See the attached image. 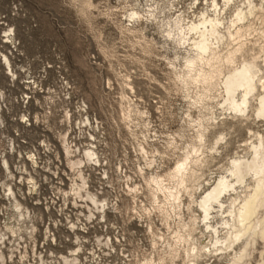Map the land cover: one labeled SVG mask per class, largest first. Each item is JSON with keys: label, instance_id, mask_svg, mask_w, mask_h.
Instances as JSON below:
<instances>
[{"label": "bare ground", "instance_id": "obj_1", "mask_svg": "<svg viewBox=\"0 0 264 264\" xmlns=\"http://www.w3.org/2000/svg\"><path fill=\"white\" fill-rule=\"evenodd\" d=\"M89 1H86L85 5L90 7ZM137 2L141 4V0H137ZM183 2V0H143L142 3L146 8H144L145 10L130 6L123 14L127 23L126 26L130 27L127 29L133 33V31L137 32L141 25H159L162 29L160 33H164L166 41L168 40L172 44L174 51L177 50L174 53L176 56L173 57L179 58L181 62L174 64V62L170 61L169 65L173 69H177L174 71V75L182 85L181 87L186 92L192 90L194 93V96L191 97V105L195 104V107H197L198 105L196 106V104H202L201 102L206 100L205 98L217 94L220 99L217 97L219 100L218 106L222 111L228 112L227 116L230 119L247 120L253 114L257 118L259 116H261V119L262 117L264 118V46H259V52H262L261 56H249L248 52L252 51L253 48L248 46L249 42L247 41L249 31L252 30L253 20L258 21L261 26L264 25V0H190L188 7H185L186 5L183 6ZM125 32L127 33V31ZM263 33L264 31L260 32L261 37H264ZM258 58H260L259 61L257 60ZM4 60L8 65V60L6 58ZM173 82L171 83L174 84ZM126 85L132 90L129 84L126 83ZM120 99L122 102L120 113L123 115L122 119L127 120L129 119V114L136 111L134 109L135 104L132 103L133 100L131 98L124 94L121 95ZM208 110L210 111V108ZM209 111L208 113H210ZM64 112H66L64 120L69 126L71 117L68 113L71 114V110L68 109ZM186 116L190 117L189 114ZM203 117L201 116L200 119ZM205 117L207 118L206 115ZM190 118L192 119V117ZM200 119L192 121L194 123L193 136L189 137L190 141L180 148V152L175 154L174 159L172 158L173 163L171 166L161 170L158 166L159 164H155V158H148L144 163V168H138V177L151 198L152 210L159 212L165 226L164 228H166L165 231H167V235H157L152 228L154 227V223L151 222L152 217H149L151 211L144 207L141 208L146 213L144 219L146 220L147 232H149L151 237V246L155 247L156 240H161L166 249L163 256L157 257L156 255L154 256L156 258L152 255L145 256L142 264H166L165 257L168 258L167 264H175V260H179L180 264H201L204 260L208 264L212 259L213 261L224 259L225 264H249L250 259H253L254 255L258 258L259 264H264V132L258 134L254 141H249L250 143H247L248 146L245 144L247 147H244L246 150L241 157H238L239 155L236 157L228 155L230 157L226 159V163L216 169L215 176L206 174L207 177H205L202 170L204 167L207 168V165L220 155L219 144L224 139V136L220 132H214L211 135V139H208L209 133L216 125L213 122L216 119L211 118L210 120L208 117L205 125L202 124L203 121L201 122ZM209 120L212 122L209 123ZM82 123L84 125L88 124L89 127L91 126L90 119L86 114ZM222 123L224 121H220V124ZM76 125L80 127L79 124ZM79 127L76 129L78 135H81L84 130H88L80 131L81 127ZM69 129L70 127H64L61 131H65H59V140L62 147L61 151H63L65 156V165L70 172L71 186L66 192L71 193V198H73L70 200V205L87 210L85 212L77 211V213L88 220L95 219L96 221L99 218L100 221L98 223L103 222L104 227H106L110 224L106 222V214L109 209L113 213H120L119 200L117 201V197H114L110 201L107 194L103 193L104 189L97 188L95 191L92 190L94 188L93 183L91 184L85 176L90 167L86 166L90 161L98 165L101 164V161H99L98 154L94 149L80 147L79 141L76 143L74 139L70 140L69 137H66L65 132H69ZM88 137L94 138L92 134H89ZM140 151H143L142 147ZM29 159L33 164H36L32 156H29ZM4 160L2 162L6 166L7 163ZM166 162L164 161L165 164ZM68 165L73 169V172ZM102 174L106 176L105 172ZM26 181V184L34 187V178L30 174ZM125 181L126 190L123 193L134 200L136 195L141 193L142 184L131 182V177H127ZM208 182L210 183L209 187L204 188ZM8 191L11 198H13L12 206L18 212L19 218H23L25 213L27 214L25 216L29 218L31 211L27 209L21 211V205L16 199V194H12L11 187L8 188ZM0 211L3 213V210ZM33 212L32 220L35 219V216L38 215L40 217L42 215L38 207ZM61 214L66 218L69 213L66 210H62ZM74 216H70L71 221L68 222L70 223L69 228L72 236L66 235L74 239L75 245L71 247L72 245L65 244L56 250L53 249L54 252H65V248L69 247V253L60 254L58 258L53 259L51 262L49 261V264L84 263L78 252L84 250L82 241L86 238L89 239L87 235L92 227L88 229L87 225L83 224L80 228L78 224L82 223L75 224L73 222ZM139 218H141L140 215ZM75 220L80 221L81 219L76 216ZM170 222L173 228H171ZM89 224H91V221H89ZM80 229L87 230L86 236L81 234ZM10 232L15 234L12 228H10ZM73 233H75L74 238H72ZM8 234H10L8 231L3 232L0 229V264L6 262V257L1 252V246L5 238L12 244L14 250L19 252L22 250L21 245L23 244L15 240L13 242V239ZM100 237L102 238L103 236ZM100 237L96 236V244L101 249V253L106 252L104 249H114L113 241L110 237L106 236L104 239H100ZM53 238L57 242L61 241L59 233L54 234ZM32 240L33 238L29 239L32 246H34L35 240L33 242ZM260 244H262V247L257 248V245ZM29 248L30 245L27 243L26 249ZM154 253L153 251V255H155ZM91 254L92 256H98V252L96 253L93 250ZM98 257L95 264H101L99 259L104 256ZM94 259L92 258V260ZM49 260L52 259L49 257ZM39 264H47V262H44L41 258Z\"/></svg>", "mask_w": 264, "mask_h": 264}, {"label": "rangeland", "instance_id": "obj_2", "mask_svg": "<svg viewBox=\"0 0 264 264\" xmlns=\"http://www.w3.org/2000/svg\"><path fill=\"white\" fill-rule=\"evenodd\" d=\"M86 1L89 0H0V36L11 28L15 47L20 48V51H22L16 60L17 63L19 65H28L30 69L24 68L30 72L31 77L39 78L40 75H43L42 86L47 87L58 96L65 92L64 85L68 84L73 99L70 101V110L75 108L74 104H77L75 101H80L82 105L87 107L86 115L90 116L87 117L89 119L93 118L100 125V136L104 139V141L100 142L101 145H104L101 149L105 148L106 157L104 155V160L108 162L106 168L107 173L111 177L107 178V183L112 187L106 194L110 201L117 197L116 200H119L121 208L119 209L120 213H113L109 209L106 214V222L111 225L109 224L106 227H104L103 222L98 223L100 221L99 218L96 221L95 219L88 220L86 218L87 221H91L92 225V229L89 230L87 236L88 238H95L93 240L95 247H97L96 236H103V239L106 236L110 237L114 246V249L111 250L104 249L106 250L104 253H101L102 251L99 248L97 251L99 257L96 256L95 259L93 258L94 260L91 258V261L87 263L95 264L97 257L104 256L102 257L103 260L99 259L101 264H142L145 256H163L166 249L161 240H156L155 247L151 246V237L149 232H147L146 220L144 219L146 213L141 208L144 207L151 211L149 217H152L151 222L154 223L152 228L157 235H167V231H165L166 228H164L165 226L159 212L152 210L151 198L138 177V168H144V163L148 158H155L154 160L157 162L155 164H159L158 166L161 170L171 166L176 156L175 154H178L180 148L184 147L193 136L194 123L192 121L204 116V119H200L201 122L203 121V125L207 123L208 117L210 120L211 118L216 119L213 121L216 123L215 130H211L208 139H211V135L214 132H220L224 136V139L219 144L220 155L214 159L216 161L212 160L207 165V168L204 167L202 170L205 177L207 175L215 176L216 169L226 163V159L230 157L228 155L233 157L239 155L238 157H241L246 150L244 147L248 146L249 141H254L258 134L264 132V118L262 117L261 119V116L257 118L253 114L247 120L230 119L227 116L228 112L222 111L218 106L220 99L215 93V95L205 98L206 100H202L204 103L196 104L198 108L195 107V104H192V107L191 97L194 96V93L192 90L186 92L181 87L182 85L174 75V71L177 69H173L169 65L170 61L174 62V64L181 62L179 58L173 57L176 56L174 53L177 50L174 51L172 44L164 38V33H160L162 29L159 25H141L142 28L140 26V29L137 32L133 31V33L127 29L130 27L126 26L127 23L123 14L130 6L145 10L146 8L142 3L143 0H141V4L137 0H90L89 2L92 5L90 7L85 5ZM183 1V6L186 5L185 7H188L190 0ZM252 22V30L249 31L247 41L249 42L248 46L253 48V50L249 51L248 55L258 57L262 54V52H259V46H264V37L260 35V32L264 31V25L261 26L256 20ZM252 43L256 44L253 45ZM7 48L8 46L0 44L1 52L6 53ZM257 60L259 61L260 58ZM126 83L132 87L133 91L130 90ZM122 94L133 100L132 103L135 104L134 109L136 110L134 112L137 113L131 112L127 120H123V115L120 113L122 103L120 97ZM208 98L209 103H207ZM56 104L58 107H62L61 109H56L58 116L62 113L63 101H59ZM199 105H201V108ZM209 108L210 111L208 110ZM66 109L67 106L64 111ZM208 111L214 114L211 113L213 114L211 115ZM203 113H205L207 118ZM187 114L193 120L187 117ZM210 120L209 123L212 122ZM220 121H224V123L220 124ZM4 147V142H0V150H3ZM141 147L143 151H140ZM155 148H157V153ZM63 159L64 156L62 154L58 155L57 161H61V164ZM72 160L74 159L72 158ZM164 161L168 163L166 162L165 164ZM11 166L12 164L9 166L10 170L12 169ZM69 168L73 172L70 166ZM95 177L99 176L96 175ZM127 177H131V182L134 181L133 183L142 184L141 193H138L134 200L129 195L124 194ZM6 178H8L7 173L0 167V184L2 182L6 183ZM64 183L68 184L67 179L64 180ZM207 184L204 188L209 187L210 183L208 182ZM93 186L96 189L95 184ZM90 191L92 192V190ZM46 193L44 192L45 195ZM2 199L0 197V206L8 207V204L6 202L3 203ZM138 214L141 218H139ZM11 215L16 216L15 211ZM9 217H11L10 213ZM14 219H11L10 223L14 222ZM92 221L96 223H92ZM96 224H99V228ZM7 226L6 230L10 234H12L10 228L14 231L16 230L11 225ZM170 226L173 228L171 222ZM105 228L107 231H104ZM23 231L24 229L20 231V234H23ZM37 233L40 234L41 232L38 231ZM74 234L72 238H74ZM102 238L100 237V239ZM72 241L74 243V239ZM90 245L91 247L93 246L92 243ZM82 247L84 250H88V254H91L93 248H88L84 244ZM261 247L262 244L257 245V248ZM68 248H65V252H54L50 249V253L55 256L50 258L52 259L50 262L58 258L60 254H68ZM153 251L155 255H153ZM84 254L82 253L80 257L87 259ZM86 259L83 264H87L85 262ZM165 259L167 264L168 258L165 257ZM257 260L258 258L254 255L253 259H250L249 264H259ZM178 261L175 260V264H180V261ZM212 261L213 259L208 264H225L224 259ZM4 264H16V261L12 259L11 262H4ZM201 264H207V262L203 260Z\"/></svg>", "mask_w": 264, "mask_h": 264}, {"label": "built area", "instance_id": "obj_3", "mask_svg": "<svg viewBox=\"0 0 264 264\" xmlns=\"http://www.w3.org/2000/svg\"><path fill=\"white\" fill-rule=\"evenodd\" d=\"M0 44L8 46L6 53L0 51V142L5 144L4 149L0 150V167L7 173L8 177L6 183L0 184V197L3 198V203L8 204L6 208L0 206V210H3V213L0 211L2 215L0 217V229L6 232L5 226L11 225L16 229L15 234H11V236L8 234V236L23 244L21 245L22 250L19 252L14 250L12 244L5 238L1 252L6 257L5 263L15 259L16 264H39L41 258L48 263L49 257H55L52 255L53 253L48 252V249L56 250L65 244L74 245L71 237L66 236V234L72 236L69 228L70 223H68L71 221L70 216L75 215L73 218L75 224L82 223L78 224L79 227H82L83 224H86L88 229L92 227L89 221L77 213V211L85 212L86 210L70 205V200L73 198H71V193H66L71 186L70 172L65 165V156L61 151L59 131L63 132L65 130L61 131L62 128L70 127L69 132H65L66 137H69L70 140L74 139L76 143L79 141L80 147L94 149L98 154L101 164L98 165L90 161L86 166L90 167V170L85 176L91 184H95L96 189H104L103 193L106 194L112 187L107 183V178L111 177L107 173L108 162L104 160L105 148L101 149L104 145H101L100 142L104 139L100 136V125L93 118H90V127L88 124L82 123L87 113V107L82 105L80 101H75L77 102L74 104L75 108L71 109V114L68 113L71 117L70 124L69 126L66 124L64 108L68 106L70 109V101L73 100L68 84L64 85L65 92L58 96L47 87L42 86L43 75H40L39 78L31 77L30 72L24 68L30 69L29 66L19 65L16 61L22 51L15 47L11 28L0 36ZM4 58L8 60V65ZM59 101H63V114L57 116L58 111L56 109L62 108L56 104ZM76 124H79L81 128ZM78 127L81 129L80 131L88 130H84L81 135H78L76 132ZM89 134H92L94 138H89ZM60 154L64 156L62 164L61 161H57ZM29 156H32L36 164L32 163ZM3 159L7 163L6 166L2 162ZM11 164L13 170L9 169ZM103 172L106 176L102 174ZM29 174L34 178V187L26 184V178ZM96 175L99 177H95ZM65 179H67L68 184L64 183ZM9 187L12 188V194H16V199L21 205L20 210L31 211L29 218L26 217V213V216L24 214L23 218H19L18 212L12 206L13 198L9 195ZM96 189L92 188L93 191ZM44 192H47L46 195ZM36 207L41 210L42 215L40 217L37 215L32 220L33 211ZM9 208L11 209L9 210ZM62 210L69 213L66 218L61 214ZM71 210L73 211L71 212ZM13 211H15L16 216L11 215ZM9 213L11 217H9ZM76 216L81 220L76 221ZM11 219L15 221L10 223ZM22 223L24 224L22 225ZM92 223L96 222L92 221ZM98 225L96 224V226ZM40 226L42 227L40 228ZM22 229H24L23 234H20ZM38 231L41 233H37ZM79 231L86 236L87 230L80 229ZM104 231H107L106 228ZM58 233L61 241L57 242L53 235ZM32 238L35 240L34 246L29 241ZM94 239V237H89V239L83 240V243L88 248L91 247L90 243H92L94 247L91 248L97 253L99 248L95 247ZM27 243L30 245L29 249H26ZM82 253H85L84 255L87 257V259L85 258L86 263L91 261L89 258H96V256L88 254V250L78 252V255L80 256ZM82 259L84 261V257Z\"/></svg>", "mask_w": 264, "mask_h": 264}]
</instances>
